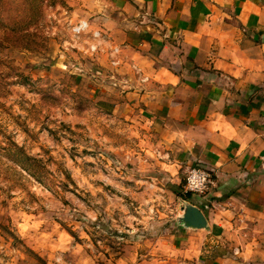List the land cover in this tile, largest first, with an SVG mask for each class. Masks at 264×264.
<instances>
[{
	"label": "rangeland",
	"instance_id": "1",
	"mask_svg": "<svg viewBox=\"0 0 264 264\" xmlns=\"http://www.w3.org/2000/svg\"><path fill=\"white\" fill-rule=\"evenodd\" d=\"M93 2L111 8L0 0V264H202L148 258L182 199L157 185L146 129L116 108Z\"/></svg>",
	"mask_w": 264,
	"mask_h": 264
},
{
	"label": "crops",
	"instance_id": "2",
	"mask_svg": "<svg viewBox=\"0 0 264 264\" xmlns=\"http://www.w3.org/2000/svg\"><path fill=\"white\" fill-rule=\"evenodd\" d=\"M109 6L93 2L84 16L108 46L110 81L124 95L116 108L146 129L157 185L182 199L148 258L264 264V0ZM197 164L214 173L205 200L183 192ZM185 204L205 227L182 222Z\"/></svg>",
	"mask_w": 264,
	"mask_h": 264
},
{
	"label": "built area",
	"instance_id": "3",
	"mask_svg": "<svg viewBox=\"0 0 264 264\" xmlns=\"http://www.w3.org/2000/svg\"><path fill=\"white\" fill-rule=\"evenodd\" d=\"M88 28V23L82 22L76 27V32L81 33ZM99 38L100 33L96 32ZM214 185V173L210 168L200 164L190 167L186 173L184 189L194 199H207L211 187Z\"/></svg>",
	"mask_w": 264,
	"mask_h": 264
},
{
	"label": "water",
	"instance_id": "4",
	"mask_svg": "<svg viewBox=\"0 0 264 264\" xmlns=\"http://www.w3.org/2000/svg\"><path fill=\"white\" fill-rule=\"evenodd\" d=\"M184 211L185 213L181 218V220L187 226L199 227V228L206 226V217L199 207L193 204H185Z\"/></svg>",
	"mask_w": 264,
	"mask_h": 264
},
{
	"label": "trees",
	"instance_id": "5",
	"mask_svg": "<svg viewBox=\"0 0 264 264\" xmlns=\"http://www.w3.org/2000/svg\"><path fill=\"white\" fill-rule=\"evenodd\" d=\"M16 149V148H15ZM186 198L185 199H187L189 196H185Z\"/></svg>",
	"mask_w": 264,
	"mask_h": 264
}]
</instances>
